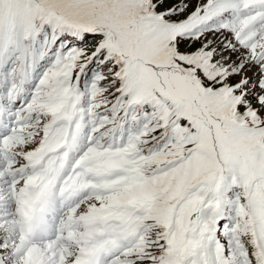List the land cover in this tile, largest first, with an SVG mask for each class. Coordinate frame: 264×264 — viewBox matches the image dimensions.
Here are the masks:
<instances>
[{"label":"snow or ice","instance_id":"6c2138e0","mask_svg":"<svg viewBox=\"0 0 264 264\" xmlns=\"http://www.w3.org/2000/svg\"><path fill=\"white\" fill-rule=\"evenodd\" d=\"M0 264H264V0H0Z\"/></svg>","mask_w":264,"mask_h":264}]
</instances>
